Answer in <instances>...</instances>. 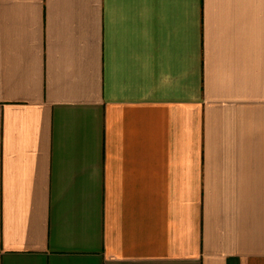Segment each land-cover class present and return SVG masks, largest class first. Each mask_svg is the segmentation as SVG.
I'll return each instance as SVG.
<instances>
[{
  "label": "crops",
  "instance_id": "obj_1",
  "mask_svg": "<svg viewBox=\"0 0 264 264\" xmlns=\"http://www.w3.org/2000/svg\"><path fill=\"white\" fill-rule=\"evenodd\" d=\"M0 264H264V0H0Z\"/></svg>",
  "mask_w": 264,
  "mask_h": 264
}]
</instances>
